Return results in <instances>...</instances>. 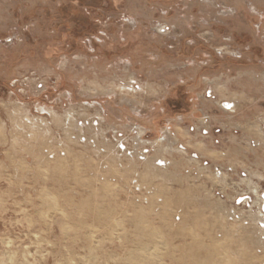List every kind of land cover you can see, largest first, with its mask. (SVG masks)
Returning <instances> with one entry per match:
<instances>
[{"label": "rangeland", "instance_id": "rangeland-1", "mask_svg": "<svg viewBox=\"0 0 264 264\" xmlns=\"http://www.w3.org/2000/svg\"><path fill=\"white\" fill-rule=\"evenodd\" d=\"M0 264H264V0H0Z\"/></svg>", "mask_w": 264, "mask_h": 264}, {"label": "built area", "instance_id": "built-area-1", "mask_svg": "<svg viewBox=\"0 0 264 264\" xmlns=\"http://www.w3.org/2000/svg\"><path fill=\"white\" fill-rule=\"evenodd\" d=\"M225 109L226 110H230L231 109V106H232V104H229V103H226L225 105ZM205 120H206V122H207V118L205 117ZM199 123H200V120H199ZM203 123V118H202V120H201V124ZM205 128H202L201 130H200V132H199V136L201 137V138H209V137H211V133H210V127L208 126V125H206L205 124ZM202 127V126H201ZM200 126H195V124H193L192 126H191V130H196V129H198V128H201ZM214 132L215 133H219L220 132V129L219 128H215L214 129ZM209 136V137H208ZM213 140L214 141H216V143H217V141H219L218 140V138L216 139V138H213ZM192 156H194V157H196L197 158V153H194ZM203 164H207L206 163V161H204L203 162Z\"/></svg>", "mask_w": 264, "mask_h": 264}]
</instances>
